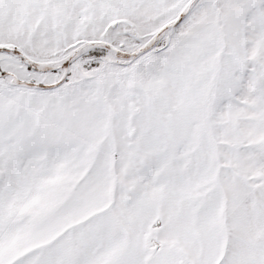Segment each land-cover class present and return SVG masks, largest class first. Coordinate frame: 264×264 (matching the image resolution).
<instances>
[{"label": "snow or ice", "instance_id": "1", "mask_svg": "<svg viewBox=\"0 0 264 264\" xmlns=\"http://www.w3.org/2000/svg\"><path fill=\"white\" fill-rule=\"evenodd\" d=\"M0 264H264V0H0Z\"/></svg>", "mask_w": 264, "mask_h": 264}]
</instances>
